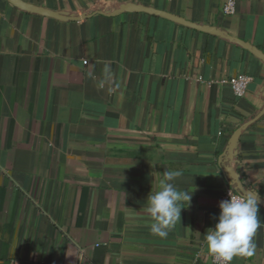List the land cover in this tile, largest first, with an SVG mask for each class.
Masks as SVG:
<instances>
[{"label": "crops", "instance_id": "1", "mask_svg": "<svg viewBox=\"0 0 264 264\" xmlns=\"http://www.w3.org/2000/svg\"><path fill=\"white\" fill-rule=\"evenodd\" d=\"M91 14L63 21L0 0V264H217L205 234L231 178L222 155L264 110V60L236 41L147 13L208 24L264 51V0H25ZM87 60V63H84ZM250 76L239 97L224 80ZM264 198V112L231 162ZM193 191L181 219L150 231L163 173ZM252 256L264 264V206Z\"/></svg>", "mask_w": 264, "mask_h": 264}, {"label": "clouds", "instance_id": "2", "mask_svg": "<svg viewBox=\"0 0 264 264\" xmlns=\"http://www.w3.org/2000/svg\"><path fill=\"white\" fill-rule=\"evenodd\" d=\"M182 175L180 170L163 173L159 190L147 196V212L153 223L150 231L160 237H166L168 231L181 219L180 202L190 204L192 191L179 190L174 183ZM260 201L249 194L232 195L219 202V215L214 227L205 234L209 251L224 264H231L233 258L252 256L256 245L254 236L261 226Z\"/></svg>", "mask_w": 264, "mask_h": 264}, {"label": "water", "instance_id": "3", "mask_svg": "<svg viewBox=\"0 0 264 264\" xmlns=\"http://www.w3.org/2000/svg\"><path fill=\"white\" fill-rule=\"evenodd\" d=\"M9 1L12 4H14L15 6L21 8L23 10H26V11H29L32 13H37V14H40L43 16L63 20V21H69V20L70 21H77V20H81V19H84L86 17H89L91 15V14H87V13H85V14H70L69 12L64 11V10H54V9H51L48 7H44V6H40L37 4L27 2L25 0H9ZM125 12L147 13V14L154 15V16H160L162 18H166L168 20H171L173 22H176V23L184 25V26H188L190 28H194V29H197V30H200L203 32H207V33H211L214 35L222 36L224 38H228L232 41H236L242 47L249 50L252 54H254L255 56L264 60V51L261 50L260 48H258L257 46L253 45L252 43L245 41L241 38L232 36L227 31L222 30L216 26L208 25V24H197L193 21L187 20L186 18H184L182 16H179L177 14H174V13L166 11V10H161L158 8L145 6L143 4L130 2V3H127L126 5L122 6L121 8H118V9L113 10V11H107V12L97 11L96 13H102V14L114 16V15L125 13ZM263 112H264V110H263ZM263 112H261V114H259V116H257L256 118H254V119H252V120H250V121H248L242 125H239L237 127V129L234 131V133L232 134V136L230 137V139L228 141L226 151L222 155V161L224 163H226V165L223 167V172L229 178L232 179L231 184L234 186L236 191H238L241 194H245V195L251 193L253 196H255L260 201V205H262V206H264V198L254 188L244 186L242 179H241V175L238 172L234 171V169L231 166V162L234 160V158L237 155V148H238L240 135H241L242 131L245 128H247L250 124L255 122L257 119H259L260 116L263 114Z\"/></svg>", "mask_w": 264, "mask_h": 264}, {"label": "built area", "instance_id": "4", "mask_svg": "<svg viewBox=\"0 0 264 264\" xmlns=\"http://www.w3.org/2000/svg\"><path fill=\"white\" fill-rule=\"evenodd\" d=\"M222 10L224 14L226 15H232L236 13L237 0H226V2L223 4ZM84 63L86 64L87 60H84ZM251 79L252 78L250 76L241 74L238 76H233L228 79H225L224 81L231 86V88L233 89V91L235 92L237 96L243 97L246 95L248 91V87H249V83L251 82ZM229 194L239 195L241 193L236 191L234 186L231 185V186H227L225 189V192L223 195L224 200L229 198ZM212 260L213 262L217 264H224V262L221 259L214 256L213 254H212Z\"/></svg>", "mask_w": 264, "mask_h": 264}]
</instances>
